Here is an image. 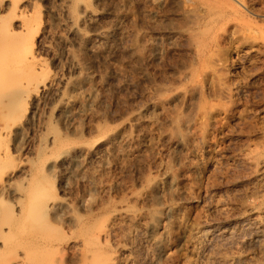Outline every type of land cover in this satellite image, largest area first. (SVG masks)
Segmentation results:
<instances>
[{
    "label": "rangeland",
    "instance_id": "1",
    "mask_svg": "<svg viewBox=\"0 0 264 264\" xmlns=\"http://www.w3.org/2000/svg\"><path fill=\"white\" fill-rule=\"evenodd\" d=\"M34 1L47 17L45 0ZM49 1L56 12L52 32L61 33L73 0ZM96 7L99 21L116 28L121 44L104 53L74 51L69 44L66 53L51 38L42 52L51 70L80 81L75 96L94 86L91 101L72 108L74 123L56 122V104L49 105L47 98L40 100L24 140L14 139L0 121V137L10 139L2 137L0 143H8L6 160L9 152L16 157L11 164L23 158L37 173L33 180L50 183V192L69 202L68 208L49 212L52 225L41 233L63 245L38 243L29 251L40 261L27 264H78L73 244L82 238L81 229L94 231L121 206L155 223L152 237L164 238L163 247L153 251L149 234L125 223L134 250L120 252L124 264L133 254L140 264L152 258L156 264H264V0H100ZM72 58L80 60V70H73ZM135 112L142 115L139 134L148 135V147L133 142L140 151L124 159L69 158L64 169L41 168L45 162L36 152L47 135L90 146L106 131L123 128ZM124 133L135 134V127H125ZM12 139L23 141L17 145L23 148ZM162 167L170 177L148 198L145 192ZM17 176L16 188L28 186L20 179L24 173ZM15 200L0 192V206L9 204L11 212L4 222L19 212ZM167 206L173 211L158 221ZM206 229L209 235L200 238ZM6 236L0 227V237ZM122 244L112 235L98 243L100 251ZM19 245H0V263L14 258Z\"/></svg>",
    "mask_w": 264,
    "mask_h": 264
},
{
    "label": "bare ground",
    "instance_id": "2",
    "mask_svg": "<svg viewBox=\"0 0 264 264\" xmlns=\"http://www.w3.org/2000/svg\"><path fill=\"white\" fill-rule=\"evenodd\" d=\"M99 1L73 0L71 9L69 6L67 7L69 9L66 16L69 22L64 25L65 27L61 33H58L52 32L53 18L56 12L52 9L49 0L44 1V10L47 17L38 11V5L34 0H0V121L3 120L5 122L7 132L13 133L15 135L14 139L24 140L28 126L38 114V107L42 98H47L49 105L56 104L54 117L56 122L63 124V126L74 123L75 112L72 111L73 107L79 105L82 108L91 101L94 86L88 84L84 96H75L72 91L77 88L80 81L78 79L72 80L65 74L61 75L51 70V67L48 66L49 64L47 65V62L44 61L42 52L47 48L46 43L51 38L61 42L66 53L70 51L67 47L69 44L74 47V51L77 49L85 53L93 52L94 50H101L104 53L103 49L111 45L118 46L121 44L123 38L117 34L116 28L108 27L99 21L101 13L96 7ZM72 9L74 10L72 11ZM82 25H86L88 30L83 31ZM102 45L101 49L100 46ZM57 61L58 58L56 56L51 58L53 64L56 65ZM70 63L75 71L82 68L78 58H72ZM112 77L114 76L110 78ZM25 102L29 103V107H25V105H28ZM164 102L168 103L170 99H166ZM150 105L159 104L151 101ZM142 123L141 113L135 112L131 117V121L127 122L123 128L110 132L106 131L95 144L90 146L64 143L62 138L49 134L44 138H47L46 143L43 144L44 147L41 144L42 147L38 148L36 152V154L39 152L38 158L41 156L45 162L44 167L43 162L41 163L42 165H39L42 169L46 166V170H53L54 168L64 169L69 158H73L75 161L106 156L124 159L126 156L134 155L140 149L133 147V142H138L140 148L150 145V139L147 134L140 137L139 128ZM128 126L135 127L136 133L126 135L124 128ZM2 137L4 135L0 137V140H3ZM7 139L10 140L9 137ZM11 141L12 143L14 142L13 139ZM20 142L18 141V144L14 142L16 148H20L17 146L20 145ZM174 143L177 144L178 140H174ZM6 146L0 144V192H9L16 196L13 206L18 208L19 212L14 214V218L12 221L10 220L11 222H4L6 216V219L9 220L11 212L8 209L10 207L6 203L3 207H1L2 205L0 206L1 231L7 232L6 237H0V245L7 247L11 244V247H13L20 244L17 246L20 249H18V253L14 258L4 264H27L29 260L40 261L31 257L32 252L29 250L33 249L38 243H61L58 242L59 240L44 236L41 233H43L45 228H50L52 225L47 222L49 212L68 208L69 202L64 197L53 195L50 192L51 189L49 190L51 188L50 183L43 185L44 182L42 180V183H37L36 179L33 180L32 175L36 173L33 172L35 169L30 170L32 166L29 169V166L26 168L23 158L17 164H13V161L12 164L9 163L12 158L16 157L11 156L12 153L9 152V159L11 160L9 162L6 160L4 152L9 151V147L6 148ZM40 149H42V153ZM42 158L40 161H43ZM21 173H24V176L20 179H24L26 182L29 181V183L26 187L16 188L14 186L15 180L13 179ZM35 175H33L34 178ZM169 177L170 174L166 168L162 167L159 169L158 175L153 178L145 195L152 199L155 192L159 193L161 191V184L167 182ZM29 179H31V182ZM191 199L195 202L199 201L195 197ZM172 211L173 208L167 206L164 212L159 214L158 221L163 219L164 214H170ZM136 213L131 208L129 209L128 206H121V208L114 210L106 222L94 231H91L88 227H83L80 233L82 238L74 241L73 244V249L76 250L75 257L78 258L77 263L124 264L120 260V252L127 251L130 248L134 250V246L131 243L132 234L125 231V223L139 226L143 231H146L147 235L149 234L148 238L153 239L154 248L152 250L154 249L153 251L156 252L160 250L163 247L164 238L163 236L152 237L156 227L155 223L143 220L145 216ZM164 228H166V225H164ZM111 235L117 245H120L121 242H124V244L116 250L100 251L98 245L100 240ZM208 235L209 232L206 229V231L202 230L200 232L199 237L204 239ZM137 258L133 254L129 258V262L125 264H140ZM155 260L152 258L149 263L154 264ZM44 264L52 263L51 261H46Z\"/></svg>",
    "mask_w": 264,
    "mask_h": 264
}]
</instances>
